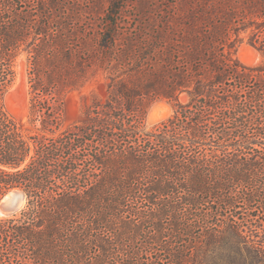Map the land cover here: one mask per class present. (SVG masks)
I'll list each match as a JSON object with an SVG mask.
<instances>
[{
  "label": "trees",
  "instance_id": "trees-1",
  "mask_svg": "<svg viewBox=\"0 0 264 264\" xmlns=\"http://www.w3.org/2000/svg\"><path fill=\"white\" fill-rule=\"evenodd\" d=\"M78 2L0 0V206L25 201L0 264H264V0H107L84 28ZM23 53L27 120L5 103ZM158 98L175 110L149 126Z\"/></svg>",
  "mask_w": 264,
  "mask_h": 264
},
{
  "label": "rangeland",
  "instance_id": "rangeland-1",
  "mask_svg": "<svg viewBox=\"0 0 264 264\" xmlns=\"http://www.w3.org/2000/svg\"><path fill=\"white\" fill-rule=\"evenodd\" d=\"M79 1L81 21L80 27H86L89 22L94 21L95 18H99L100 12L105 9L107 5V0H73ZM100 1L97 7L95 3ZM157 1L166 0H135V4L140 5L141 3H156ZM93 5V9H92ZM137 11V10H136ZM91 19V20H90ZM78 27V21H73ZM242 36L245 37L244 41L240 44L237 50V56L245 63L257 64L261 60L260 52L248 43L247 33H243ZM29 70L30 62L28 59V54L23 53L16 62V77L13 81L9 91L5 96V103L8 110L16 117H24L27 120L28 111V100H29ZM105 77L102 73L97 76L91 77L84 87L81 89H75L66 96V114L64 118V126L73 124L77 122L82 115L88 104H91L95 98L94 91H97L100 96L105 97V89H101L99 82L104 81ZM182 100L186 101V95L182 96ZM175 110V102L168 100L166 98H158L154 100L149 106L148 112L145 116L144 122L149 125L159 124L163 120L167 119L173 114ZM7 216L6 213L2 211L0 206V217Z\"/></svg>",
  "mask_w": 264,
  "mask_h": 264
},
{
  "label": "water",
  "instance_id": "water-1",
  "mask_svg": "<svg viewBox=\"0 0 264 264\" xmlns=\"http://www.w3.org/2000/svg\"><path fill=\"white\" fill-rule=\"evenodd\" d=\"M24 202L23 194L17 190H12L4 197L1 208L4 213L11 214L21 209Z\"/></svg>",
  "mask_w": 264,
  "mask_h": 264
}]
</instances>
